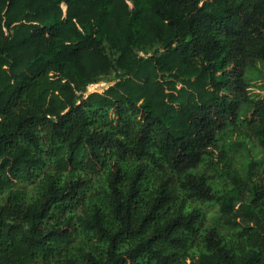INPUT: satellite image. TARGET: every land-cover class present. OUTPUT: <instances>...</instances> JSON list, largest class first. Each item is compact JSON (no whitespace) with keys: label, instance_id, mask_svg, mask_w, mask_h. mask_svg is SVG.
<instances>
[{"label":"trees","instance_id":"obj_1","mask_svg":"<svg viewBox=\"0 0 264 264\" xmlns=\"http://www.w3.org/2000/svg\"><path fill=\"white\" fill-rule=\"evenodd\" d=\"M254 61L264 0H0V264H264ZM238 126L243 174L221 142Z\"/></svg>","mask_w":264,"mask_h":264},{"label":"rangeland","instance_id":"obj_2","mask_svg":"<svg viewBox=\"0 0 264 264\" xmlns=\"http://www.w3.org/2000/svg\"><path fill=\"white\" fill-rule=\"evenodd\" d=\"M152 49H149L150 52ZM245 83L246 92L250 97H258L264 94V66L260 61H254L245 70ZM116 79L114 72H110L106 75L98 76L92 83L88 84L86 92L103 90L106 86ZM244 127L238 126L234 129L228 130L229 137H224L221 142H224V149L226 150V155L229 158V166L235 168L239 174H243L244 169H246L247 164L251 160V153L249 152V147L254 150L258 149L254 139H249L247 143H241V139H245ZM238 141V142H237ZM219 172L215 170V174H211L216 187L228 186L226 177L223 174L217 175ZM13 190L19 191L22 195L23 200H29L34 194V186L31 182H19L14 187ZM197 206L202 211L201 222L203 225H214L217 226L221 231H226L224 224H228L225 219V214L219 207V204L214 201H191L189 207ZM232 224V222L230 223ZM74 246L85 245L80 238H75L73 242ZM198 247H192V252L198 253Z\"/></svg>","mask_w":264,"mask_h":264}]
</instances>
